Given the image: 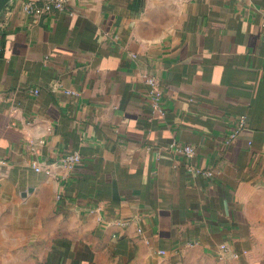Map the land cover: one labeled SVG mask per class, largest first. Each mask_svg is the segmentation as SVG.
<instances>
[{"label":"crops","instance_id":"crops-1","mask_svg":"<svg viewBox=\"0 0 264 264\" xmlns=\"http://www.w3.org/2000/svg\"><path fill=\"white\" fill-rule=\"evenodd\" d=\"M25 1L0 25V264H264V0Z\"/></svg>","mask_w":264,"mask_h":264},{"label":"built area","instance_id":"built-area-1","mask_svg":"<svg viewBox=\"0 0 264 264\" xmlns=\"http://www.w3.org/2000/svg\"><path fill=\"white\" fill-rule=\"evenodd\" d=\"M74 1L76 0H26L23 4V9L28 14H32L35 16H42L53 10H59V11L69 10V8L72 6ZM70 12L72 11L70 10ZM145 79L146 82L150 85L149 93L153 100V106L157 109H160L159 99L161 95V89L159 86V82L157 78H155L154 76H146ZM59 87H61V84L57 82L54 86V89ZM31 91L34 92L35 94L39 93L38 88H33L31 89ZM64 91L66 93H75V91L70 89H64ZM243 122H244V116L241 117L237 129L230 134L231 137H234L238 133V130L242 127ZM171 147H173L176 152L183 154L187 158H191L194 155V147L190 144L173 143ZM80 161H81V156L76 151L64 154L60 158V163L63 164L64 166H69V167L75 166ZM32 166L35 170H43L46 173H51V169L49 167H44V166L42 167L36 162H33ZM189 170L191 172H196V173L202 172L205 175L211 174V171H201L200 169L194 168L192 166H190ZM226 250H228L227 244L222 243L220 245L221 253ZM164 252H165L164 250H159V253H164Z\"/></svg>","mask_w":264,"mask_h":264},{"label":"water","instance_id":"water-1","mask_svg":"<svg viewBox=\"0 0 264 264\" xmlns=\"http://www.w3.org/2000/svg\"><path fill=\"white\" fill-rule=\"evenodd\" d=\"M12 0H0V25L2 24L5 16V11L7 8V5L11 2Z\"/></svg>","mask_w":264,"mask_h":264}]
</instances>
